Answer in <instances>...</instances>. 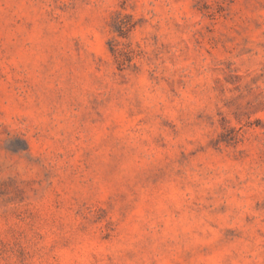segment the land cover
<instances>
[{
  "label": "rangeland",
  "instance_id": "obj_1",
  "mask_svg": "<svg viewBox=\"0 0 264 264\" xmlns=\"http://www.w3.org/2000/svg\"><path fill=\"white\" fill-rule=\"evenodd\" d=\"M0 264H264V0H0Z\"/></svg>",
  "mask_w": 264,
  "mask_h": 264
}]
</instances>
